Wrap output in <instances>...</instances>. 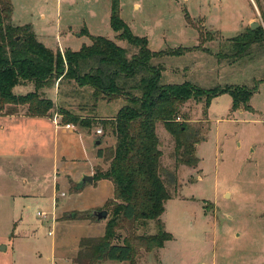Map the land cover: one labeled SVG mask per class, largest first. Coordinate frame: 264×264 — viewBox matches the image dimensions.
<instances>
[{
	"label": "rangeland",
	"instance_id": "374dc122",
	"mask_svg": "<svg viewBox=\"0 0 264 264\" xmlns=\"http://www.w3.org/2000/svg\"><path fill=\"white\" fill-rule=\"evenodd\" d=\"M12 2L13 22L32 25L38 39L55 51L80 50L92 44L90 35L112 39L130 55L137 51L111 26L112 0ZM120 9L133 33L147 37L151 50L182 49L184 54L154 59L165 67L163 83L255 88L249 108L232 110L229 92L211 100L207 115L204 102L185 104L184 114L205 137L195 168L176 163L174 138L157 125L173 196L162 219L174 239L139 253L138 264H264V50L254 45L234 62L226 56L231 38L251 29L253 21L264 28V0H120ZM68 83L58 79L41 90L56 104L47 117H21L27 106H20L18 115H0V264H75L81 240L103 236L112 216L107 205L112 182L81 185V180L97 167L108 168L98 150L113 146L116 137L103 125L124 100L103 99L94 109L92 91L73 92ZM15 90L26 94L34 85ZM60 106L82 115L90 126L82 122L66 128ZM103 209L106 219L92 215ZM136 227L138 234L157 231L152 221ZM125 235L117 231L114 242L122 244Z\"/></svg>",
	"mask_w": 264,
	"mask_h": 264
},
{
	"label": "trees",
	"instance_id": "16d2710c",
	"mask_svg": "<svg viewBox=\"0 0 264 264\" xmlns=\"http://www.w3.org/2000/svg\"><path fill=\"white\" fill-rule=\"evenodd\" d=\"M13 12L12 0H0V114H14L20 106H27L29 116H49L56 104L41 90L58 79L68 80L73 92L91 90L94 109L103 99L124 100L103 125L105 131L110 126L116 137L113 146L98 150V157L109 163L108 168L97 167L94 174L95 181L109 180L113 184V197L107 201L112 216L103 236L81 240L74 263L101 264L112 260L138 264L139 253L161 249L174 239L162 219L165 204L173 196L164 177L170 175L162 164L157 125L162 123L174 138L176 163L195 168L200 163L197 149L205 137L201 128L191 124L189 115L184 114L185 104L190 100L204 102L203 114L207 115L211 100L229 92L232 110L249 108L255 88L205 89L189 81L163 83L165 67L153 63L154 59L184 54L182 49L151 50L147 37L134 34L121 17L120 0H112L111 26L120 40L137 48L132 55L127 48L101 35H90L92 44L83 45L80 50L55 51L38 39L32 25L15 24ZM254 45L264 50L262 26L231 38L232 51L226 56L237 61L248 55ZM29 84L34 85V90L26 94L15 92L17 86ZM8 106H13L11 112H7ZM59 111L67 123L86 122L84 125L90 126L78 113L62 106ZM139 221H143V226L156 222L157 231L138 234ZM119 230L126 231L122 244L114 242Z\"/></svg>",
	"mask_w": 264,
	"mask_h": 264
},
{
	"label": "water",
	"instance_id": "95a60500",
	"mask_svg": "<svg viewBox=\"0 0 264 264\" xmlns=\"http://www.w3.org/2000/svg\"><path fill=\"white\" fill-rule=\"evenodd\" d=\"M250 26L252 29H257L261 26V24L259 22L253 21ZM96 143L100 144V141H97ZM94 182H95L94 175L90 174V175L84 176V178L81 180V185H85V184L93 185ZM92 215L97 216L98 220H102V219H106L108 217V211L105 209L95 210ZM3 249H5V248H3Z\"/></svg>",
	"mask_w": 264,
	"mask_h": 264
},
{
	"label": "built area",
	"instance_id": "2783aa9c",
	"mask_svg": "<svg viewBox=\"0 0 264 264\" xmlns=\"http://www.w3.org/2000/svg\"><path fill=\"white\" fill-rule=\"evenodd\" d=\"M55 123L58 125L57 119L55 120ZM65 127L68 128V129H70V128L75 129V125L72 124V123H68V124H66ZM98 132H101V131L99 130ZM39 215H40V213H39ZM41 215H42V214H41ZM45 216H46V215H45ZM54 219H55V218H53L52 222L55 221ZM49 234H53V231H50Z\"/></svg>",
	"mask_w": 264,
	"mask_h": 264
},
{
	"label": "crops",
	"instance_id": "0c3cea01",
	"mask_svg": "<svg viewBox=\"0 0 264 264\" xmlns=\"http://www.w3.org/2000/svg\"><path fill=\"white\" fill-rule=\"evenodd\" d=\"M27 24V23H26ZM19 25V24H18ZM54 49V48H53ZM56 50V49H55ZM20 86V85H19ZM18 87V86H17ZM16 87V88H17ZM15 88V89H16ZM15 92H16V90H15ZM19 94V93H18ZM16 114V113H15ZM15 114H9L10 116H14ZM0 115H4V114H0ZM16 115H18V114H16ZM21 117H34V116H29V115H27V114H19ZM36 118V117H35ZM37 118H39V117H37Z\"/></svg>",
	"mask_w": 264,
	"mask_h": 264
}]
</instances>
